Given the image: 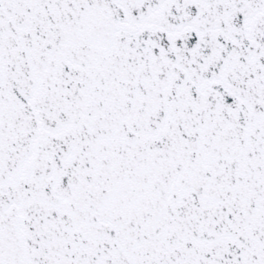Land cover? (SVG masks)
Listing matches in <instances>:
<instances>
[{
	"label": "snow or ice",
	"instance_id": "snow-or-ice-1",
	"mask_svg": "<svg viewBox=\"0 0 264 264\" xmlns=\"http://www.w3.org/2000/svg\"><path fill=\"white\" fill-rule=\"evenodd\" d=\"M0 264H264V0H0Z\"/></svg>",
	"mask_w": 264,
	"mask_h": 264
}]
</instances>
